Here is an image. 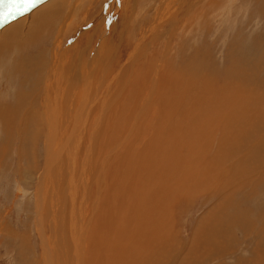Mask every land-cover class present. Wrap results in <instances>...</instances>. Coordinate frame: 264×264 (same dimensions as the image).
<instances>
[{
  "label": "bare ground",
  "instance_id": "1",
  "mask_svg": "<svg viewBox=\"0 0 264 264\" xmlns=\"http://www.w3.org/2000/svg\"><path fill=\"white\" fill-rule=\"evenodd\" d=\"M90 1L92 0H51L50 4H47L33 15H30V13L24 14L25 18H28L27 23L18 18L13 23H9L10 25L7 24L0 32V51L3 50L5 58L2 54L0 55H2L4 63L6 61L4 66L3 61L0 60L3 65L0 66V74H3L5 68V74L7 73V77L11 78V82L5 84L4 96L0 94V105L2 106L0 108V157L5 156V144L28 142L34 144L33 142L38 141L39 138L43 139L47 159L46 163L44 162L45 165L37 184L39 190L34 195V198H37L34 227L43 237V227L40 225L39 219H44V214L47 213L46 216L51 221L50 224L53 225L50 231H53L51 236L54 239L56 238L54 241L56 251L63 244L67 250L66 253L63 249L60 253L52 250L53 260L51 252L47 253V259L42 264H53L52 261H54V264H79L76 258L79 257L82 251L79 249L73 251L72 247H68L71 241L69 235L72 234V226L76 225L74 230L77 231L76 236H78L74 239L78 241L72 240V242L79 243L86 239V231L93 228H83L78 224L81 213L83 215L89 213L88 215H90L94 212L93 210L88 211L90 207H88V210L81 207L84 197L87 198L88 196L87 192L92 182H94V188L96 186V189H94L95 194H93L95 198L91 203V205H95L94 210L102 201L103 195L100 194L102 188L103 193L107 192L109 194L111 217H113V214L122 217L125 211V218H127L125 223L128 224L135 221V215L131 213L130 204H139L142 197L144 200L154 197L152 191H147L142 196L139 190L135 194L132 203L131 198L127 200V204L121 201L117 210L116 203L121 190L126 189V182L123 183L122 181L121 186L115 189L106 187L107 184L104 181L106 168L107 171L112 172L113 166L120 167L122 163H125L124 161L133 159L135 160L133 164L137 165L135 172L138 179L150 181L151 185H155L157 178L166 177L168 170L173 173V170L180 165L181 168L178 173L198 174L191 177L188 189H191V185L195 184L197 192L208 188L213 193L218 186H229L225 180L216 182L212 179L213 176L211 177V171L209 170L211 165L203 169L200 166V159L196 160L200 156V151L198 155L193 154L196 145L192 146L194 139H196V142H205L200 140L204 139L202 138L203 131H206V129L203 130L202 127H206L207 123L209 126L212 121L215 130L221 128L217 126L219 115L216 116L214 111L215 109H217L216 112L219 110L218 107L221 105L214 108L219 101L212 107L211 101L200 100V93L205 85H209L206 82L207 79L210 82L215 79L213 75L215 66L211 62L212 58H210V62L206 61L209 57L206 59L205 56L201 55L197 46L184 48L181 41L186 36H188V39L193 40V37L198 34L202 21L203 23L204 20L211 22V19L216 16L221 18L229 14L224 11V8H227L226 6L235 0H224L221 8L218 7L219 3L216 0H136L132 9L128 7L129 0H106L105 3L108 4H104L99 13L88 24L89 26L95 24L96 30L94 32H99L98 42L93 45L88 42L87 38V41L83 44L79 43L78 41L82 36L87 37L90 35V32H79V39H74L72 44L62 48L63 36L70 33L76 14ZM120 4H125L123 13H120L123 16L121 20L122 28L116 40L109 39L107 28L117 15ZM213 14H215L214 17H212ZM196 27L195 34L190 33V30L194 31ZM44 34L53 38L50 49L43 46L42 42L46 39L43 36ZM123 45L128 47L125 57H123ZM252 48L255 50L247 54L248 57L242 55L243 50L240 51L241 55L239 56L233 54V58L228 57L229 62L225 65L224 70V82L215 90L224 92V94L228 93L226 95L222 94L223 96L220 95V97L227 100L218 99L226 106L225 109L218 112L221 114L224 112L225 117L230 118L227 120H230L227 126L232 128V135L228 138L226 136L230 140L231 138L235 140L243 134L247 135L246 131H242L243 129L247 128V131H249L252 130V126L257 125V127H260V124L264 123V114H261V119L255 117V122L249 117L256 104L259 108L255 106L256 110L264 109V95L258 96L261 94V91L257 89L260 83H254L252 79V77L255 79L259 77L260 72L264 76V66L261 67L258 64L260 60H264V42L261 41L260 44L257 43ZM184 55L188 57H182ZM252 57L258 62H255ZM248 61H250L249 66H247ZM136 71L139 73H135ZM243 91L244 94L248 95H245L246 100L241 99L244 96V94L241 95ZM239 93L240 95H238ZM242 104V109L241 107L237 109L236 106ZM196 113L202 115L200 117L202 123L196 122L198 123L197 126L195 122L191 126L186 124L188 118L190 116L194 117ZM258 113L260 114V112ZM227 121L225 118L223 119V123ZM252 122L254 125L251 124ZM222 125H225L222 130L227 128L226 124ZM188 129H196L197 134L194 131L190 133V136H188L189 134H187L188 137L184 136L183 140L181 139L182 136L177 138L179 134H183L181 132L186 135L190 131ZM211 130L212 128L209 129L210 133ZM171 135H173V140L184 141L190 138L191 141L192 138V143L188 141L192 149L188 148L185 151V147L177 143H172V147L176 146L175 148H171L167 144L165 146L162 141ZM208 135L209 132L206 136ZM131 136L143 138L147 145L145 146L143 143V145H140L139 143L137 147L135 144V148L129 149L124 145L122 146L121 141L119 146L113 143L112 150L115 151V154H111V160L116 162L109 168L107 167V152L98 159L97 154L101 151L104 152L105 149L103 148L107 147L105 142L106 145L104 143L100 152L94 150L95 145L93 144L100 145L102 143L101 138L121 139L125 137L127 139ZM215 136L212 133L210 140L207 141L212 143ZM258 136L259 134L254 137ZM223 138L225 137H222L220 141ZM260 139L253 140L255 143L252 146L248 144L244 145V148L237 147L233 152L231 151L236 157L235 162L230 168L226 169L225 166L221 168L222 173H225L226 170V177L232 171L231 174H233V180H236L235 183H237V179L242 177V179H239L241 181L238 180V186L234 188L236 191L243 189V183L250 186L247 181L251 180V173L259 163L262 168L264 166V157L263 160H260L259 156L260 161L256 159L258 164L255 163V152L258 155L261 152L257 149L264 147V136H260ZM206 146L208 148L207 144ZM196 149L201 150L202 148ZM175 152L192 153V155L173 161L172 166L170 167V164L167 169L149 170L148 172L140 170L142 169L141 164H152L155 161H165L166 164H169L168 153ZM226 158L228 160L227 156ZM209 163L212 164L210 161ZM247 164L250 166L248 167L249 170ZM133 169L134 166L128 165L118 168L116 172L119 171L120 174L132 176ZM172 176L173 174L169 179ZM182 178L181 176V180H183ZM43 180H45L44 187L40 186V182L43 184ZM61 180H65V182L62 184ZM100 183L101 188H99ZM230 184V187H232L231 181ZM250 189V194H252L255 188ZM78 192L81 194L77 195ZM185 192L182 191V196L187 195L188 192ZM247 198H250V196ZM92 199L93 197L90 198V200ZM98 199H101V201ZM166 201L168 202L166 197L159 196L157 206H151L150 216L157 219L162 217L160 208L162 207L161 204L167 205ZM217 201L215 212L231 200L229 197L221 195ZM147 203L149 202L140 205L137 211L139 217L148 212ZM244 214L241 212V217ZM61 215L69 220V225L60 224L61 220L58 217L61 218ZM246 216L245 214L243 220H246ZM138 221L148 223L150 220ZM111 222H114V220L111 219ZM222 222L217 221L215 224L214 220L209 223L199 222L198 226L201 230H196V244L204 247L210 235L219 229ZM246 222L248 223L247 220ZM224 225H227V223H224ZM126 227L128 228V237H136L133 232L139 235L144 230L128 225ZM245 227L242 226V228ZM63 229L65 230L63 231ZM95 231H99V226H95ZM57 235L60 237L58 241ZM95 237L98 238L99 236L96 235ZM147 238L148 236L145 234L141 240H147ZM261 242L263 244V241ZM211 246L213 250L209 249L208 245L206 249L214 251L217 245L214 242ZM105 252L115 255L111 251ZM60 257H64V260L62 261Z\"/></svg>",
  "mask_w": 264,
  "mask_h": 264
},
{
  "label": "rangeland",
  "instance_id": "2",
  "mask_svg": "<svg viewBox=\"0 0 264 264\" xmlns=\"http://www.w3.org/2000/svg\"><path fill=\"white\" fill-rule=\"evenodd\" d=\"M135 1L136 0H129L128 7L132 9L133 5L135 4ZM216 1L219 3L218 7L220 8L223 7L222 4L224 0H216ZM105 2L106 0L104 1L92 0L88 2L89 4L87 3L83 7V9L76 14L75 16L76 19L74 18L73 20L74 25L72 28H70L69 31L70 33H68L67 36L65 35L63 36V41L61 44L62 48H66L65 46L72 44L74 39L76 40L79 39L80 37L78 36L79 32L80 33L90 32L89 36L87 37L82 36L78 41L79 43L83 44L84 42L87 41V38H88V42H90L93 45L98 42L99 32L98 33L94 32L96 30L95 24L91 26H89L88 24L95 17V15L99 13L101 7L104 4H108ZM50 3L51 0H40V2L36 5V7H34L30 12L27 13L33 15L35 12H37L38 10L42 9L44 6ZM231 4L227 5L226 6L227 8H224V11L229 13L230 15L226 14L221 18L220 16L219 18L216 16L215 18L211 19L212 23L210 21L206 22V20H204V23L202 21L201 22L202 24L199 27L198 34L195 37H193L194 38L193 40L188 39V36H186L181 41L182 46L184 48L190 46L193 47L197 46V49L198 51H200L201 55L205 56L206 59L209 57L206 61L210 62L211 61L210 58H212L211 62L215 66L213 72L215 79L212 82H210L207 79L206 82H208L209 85H205V88H203L202 92L200 93L201 96L200 100L202 101V99H204L205 101L206 100H209V102L211 101L210 103L212 107L216 105L214 108H217L219 105H221L218 107L219 110L226 108V106L220 100H227L220 97V95L223 96L228 93L224 94V92L215 91V90H217L218 87L224 82L223 80V77H225L224 70H225V65L229 62L228 57H230V59L233 58L234 57L233 54L239 56L241 55L240 51L242 50H243L242 55L244 57H248L247 54L255 50L254 48H252L253 45L257 43L260 44L261 41L264 42V0H235L231 2ZM124 5L125 4H120L118 11L119 14L117 13V15L114 17V20L107 28L108 29L107 35L109 39L113 38L116 40L117 35L120 33V29L122 28L121 20L123 17L122 14L120 13H123ZM227 9H229L230 12ZM214 16L215 14H213L212 17ZM18 18L19 19L21 18L23 22L25 21V23H27L28 21V18H25V15L19 16L15 19L10 20V22L0 25V32L3 31V29L7 24L13 23L14 21H16V19L18 20ZM218 20L219 21L221 20V22H219ZM196 31H197V27L195 28L194 31L190 30V33L193 32L195 34ZM43 36L46 37V39H44L42 42L43 46L46 48L49 47L50 49L52 47L51 44L53 42V38L47 37L46 34H44ZM244 44L247 45L245 46ZM123 47H124L123 57H125L126 54L125 52H127L128 47L124 45ZM2 51L3 50L0 51V54H2L3 57L5 58L4 56L5 54H3ZM2 55H0L1 62L3 61ZM182 57H188V56L184 55ZM254 61L258 62L256 59H254ZM0 64H1L0 66H3L2 63ZM5 64L6 61L4 63V66ZM258 64L261 67H263L264 60L263 59L260 60ZM249 65H250V61H248L247 66ZM251 65H253V63H251ZM237 67H239V65H237ZM135 73H139V72L136 71ZM257 75L259 76V73ZM7 76L8 75L7 73L5 74V68H4L3 74H0V94L2 95L5 94V84H7V82L9 83L11 82V78L10 77L8 78ZM262 76L263 73L260 72V76L257 77L256 79L252 77L254 83L257 84L260 83V85L257 87V89L261 91L260 92L261 94L258 95L259 97L262 94L264 95V92H262L264 91V76L263 77ZM251 82L248 83L250 84ZM242 94H244V91L243 93H241V95ZM238 95H240V93ZM245 95L248 96L247 94H244V96L241 97V99L242 98L245 99ZM217 102L218 104H215ZM238 106H236L237 109H240V107L242 109L243 104L241 106L240 105ZM255 106L258 108L257 104ZM255 106H254V111L249 116L251 117V120L253 122H255L256 118L261 119V114H264L263 108L258 111L256 110ZM0 108H2L1 105ZM216 110L217 109L214 110L216 116L217 114L219 115V117L217 118V126L221 128H218L219 130H215V128L213 129L214 124H212V121L209 124V126L208 123L206 124V127L203 126L202 127L203 130L206 129V131L201 130L204 132L205 135L203 134L202 138L204 139L200 141H205L204 143L196 142V139L194 138H193L194 143L191 142L193 141L192 138L191 141L190 138H188V140L182 141L184 139V136H187V134H189L188 136H190V133L196 130V129L191 130L192 127L191 129H188L190 131H188L186 135L184 132H181L183 134H179V136H177V138L182 136L181 137L182 140H177V139L173 140V135H171L168 136L166 140L164 139L165 141L163 140L162 143H164L165 146L166 144L168 146H171V148L176 147V146L172 147V143H177L185 147V151L188 148L190 150L192 149L189 143H192L193 144V145L191 144L192 146L196 145L195 149L193 150V154L195 153L196 155H198V152L200 151L199 155L202 157L199 156L196 158V160L198 158L200 159L201 161L200 166H202V168L205 169L206 166L211 165L212 170H211V166L209 170L211 171L210 172L211 177L213 176L212 179L216 182L225 180L229 186L226 187L218 186L213 191V193H211L208 190V188L202 190L203 192L202 191L197 192L198 190L195 189L196 187L195 184L191 185V189L190 188L188 189L189 180L192 179L191 178L192 176L198 174L178 173L179 169L181 168L180 165L179 167L173 170V173L172 171L168 170V174L166 177L157 178L155 185H151L150 181H143L141 179H138V175L135 172L137 165L135 166L133 164L135 163V160L133 159L124 161L125 163H122L120 165V167H124L128 165L134 166V169L132 171L133 173L131 174L132 176L120 174L119 171L116 172V170L120 168L116 165L113 166L112 172L107 171L106 168L104 171V175H105L104 181L106 182L105 184H107L106 187H109L110 189H115L116 187L121 186L122 181L123 183L124 181L126 182L125 183L126 189L121 190L120 195L118 197L119 198L118 202L116 203L118 207L117 210L119 209L121 201L127 204V200L131 198L132 200L131 203H132L135 199V194L139 190L141 191L142 196L147 191H152L154 193V197L149 198L148 200H144L142 197L139 204H130L131 213L132 215H135L134 217L135 221L129 222L128 224L125 223V221H127V218H125V211L123 213L124 216L122 217H119V215L114 216V214L113 217H111L109 211L110 208L109 194L107 192L103 193V189L101 188L102 187L101 183L99 188H101L100 190L101 196L103 195L102 201L101 199H98L101 202L99 205L96 206L97 209L94 210L95 205H91V203L94 201L95 198L94 197L95 195L93 196V194H95L94 189H96V186L94 188L93 186L94 182H92L90 186L91 189L89 188L87 192L89 199L86 194L87 198L84 197V201L81 203L82 204L81 207L82 208L85 207L87 208V210L89 209L88 207H90V210L88 211L90 212L91 210H93L94 212L90 215H88L89 213L84 215L83 213H81L79 215L80 221L78 224L83 228L85 227H93V228L90 231L89 230L86 231L87 232L86 239L80 241L79 243L72 242V240L78 241L77 239H74L77 238L78 236V235L76 236V234H78L77 231L74 230V228H76V225H73L74 227L72 226L73 231L72 234L69 235L71 241L70 244H68V247H72L73 251L76 249L82 251L79 254V257L76 258L79 264H264V175H263L264 166L262 168L261 167L262 165H260V163L259 165L256 166V169L251 173L252 174L251 180L247 181V184H249L250 186L245 185L243 183V189H241L240 191H236V189L234 188L238 186V180L242 179V177L237 179V183H235L236 180H233L232 177L233 174H231L232 171H230L229 172L230 174H228V176L226 177L225 176L226 170L225 173H222L223 170H221V168L224 166L226 167V169L230 168V166L235 162L236 157L233 155L232 152L237 147L244 148V145L246 146L248 144H250L249 146H252V144L255 143L253 142V140L257 141L256 139H260V136H264V131H263L264 123L260 124L261 125L260 127H257V125H254V123L252 122L251 124L254 125L255 128L252 126V130L247 131V128L245 130L244 129L242 130L243 132L246 131L247 135L243 134L241 135V137L236 138L235 140H233V138H231L230 140V138L227 139L229 136L231 137L232 135L231 134L232 128L227 126V124L230 122V120L229 121L227 120L230 118L225 117V115L223 114L224 112L222 113L223 114L222 116V114L218 112L219 110L217 112ZM258 112H260V114ZM196 115L194 117H191L189 115L191 118L189 117L188 120L186 121L187 123L186 122L185 123L191 126L195 122L197 126V124L200 122V117L202 115H199L198 113H196ZM224 118L227 121L226 123H223ZM218 121H220V123H218ZM222 124H226L227 128L225 127L226 129L222 130V128L225 126ZM238 125L241 126L240 124ZM211 128L212 130L210 133L209 129ZM186 131L187 130L185 129V132ZM228 131L230 132L228 133ZM208 132L209 135L206 136ZM212 133L216 135L215 136L216 139L214 138V141L212 140L211 143L210 141L207 140H210V136L212 135ZM258 134L259 136L255 138L254 136ZM221 135L222 137H225L222 139V141H220V139L222 138ZM124 138L125 137L121 139L101 138L102 143L100 145L93 144L95 145L94 150H98L100 152V149L104 145V143L105 142L107 143V147L103 148L105 149L104 152L101 151L100 153H98L97 157L99 159L102 155L103 156L105 155V152H107L108 154H106V156L108 155L107 156L108 158L107 157L106 158L108 159V164H107L108 168L111 165H114V163L116 162L111 160V156L115 154L114 153L115 151L112 150L113 143H116L119 146V142L121 141L122 146L124 145L126 148L129 149L135 148V144L137 147L139 143L140 145L143 144H145V146L147 145L144 139L143 138L140 139V137L131 136L127 139ZM137 138L140 141H138ZM107 140L108 142L110 141L109 142L110 144L107 142ZM237 140H239L238 143ZM42 141L43 139L39 138L38 141L33 142L34 144H32L31 142L23 143V144L20 143L5 144V156L0 157V161L2 160V162H0V264H42L43 261L47 259V253L51 252L50 254H52V250H55L53 252H58V253H60V251L63 250L64 253H66L67 251L64 248V244L62 247L57 248L58 251H56V246L54 244L56 238L54 239L51 236L53 235L52 234L53 231H50L51 230L50 228L51 227L53 228V225L50 224L51 221L46 216L47 213L44 214L45 216L44 219L43 218L39 219L40 225H42L43 227V234H44L43 237L40 236V234L36 231V228L34 227L35 225L34 216L36 211L35 205L37 206V198L35 199L34 195L35 192L39 190L37 188V184L39 182V177L45 165L44 162L46 163V159H47V156L45 155L44 152L46 147L44 146ZM188 141L190 142L188 143ZM124 143L125 144L127 143V145H125ZM205 143L208 145V148ZM196 148L199 149L202 148V149L197 150ZM257 150H259L261 153L257 155V153L255 152L256 164H258V161H260L261 159L263 160L264 147L263 148L259 147ZM202 153L204 154V156ZM190 155H192V153L190 154L183 152L168 153V159L170 161L169 164H166L165 161H155L152 164L149 163L141 164L142 169L140 170L142 172H148L149 170L167 169L168 166L171 163H173V161H176L181 158H185L186 156L191 157ZM226 156L228 157V160ZM259 156H260V160H259ZM209 161L212 164H210ZM171 166L172 164L170 165V167ZM248 167L250 166L247 164V168ZM172 174H173L172 178L169 179V177ZM180 175L183 177L182 178L183 180H181ZM227 179H229L232 182V187H230L231 186L230 181H228ZM44 181L45 180L42 181L43 184L40 182V186L44 187L45 184ZM61 182L63 184L65 180H61ZM253 187L255 188V191L253 190L254 192L250 194V190H251L250 188ZM182 191L188 192L187 195L182 196L183 195ZM80 194H81L80 192L77 193V195ZM221 195H225L229 197L231 201L225 204L224 206L218 208L215 212V208L217 206L215 204L218 202L217 200ZM159 196L166 197L168 202L166 201L167 205L161 204L162 207L160 208V211L162 212V217L157 219L156 217L150 216V211L152 205L157 206V202L159 201ZM248 196H250V198H247ZM92 197L93 199L90 200V198ZM146 202H149L146 205V207L148 208V212L144 214L142 217H139L137 215L138 214L137 211L139 210L140 205ZM87 203H89L91 206ZM241 212L247 215L246 220L248 221V223L246 222V220H243V218H245V214L241 217ZM206 215H208L209 217H207ZM60 217L61 218L58 217V219L65 223L64 224L60 221V224L69 225V220L66 217H62V215ZM110 217L111 219L114 220V222H111ZM234 218H238V219H234ZM138 220H150V221L149 222L147 221L148 223H143ZM213 220H214V224L217 221H221V222L227 221V222L221 223L219 229L210 235L209 240L205 243L206 245L204 244L205 245L204 247L197 245L196 244L197 237L195 233L197 229L201 230L200 227L198 226L199 222L209 223L210 221ZM242 222L243 224L240 225ZM224 223H227V225H224ZM127 225L131 227L143 228L144 230L139 235L133 232L136 237L133 236L128 237L127 234L128 228L126 227ZM208 225L210 226L211 224ZM248 225H249V229H248ZM95 226H99V231H95ZM242 226H246V227L242 228ZM123 227H125L126 229ZM64 230L65 229H63V231ZM111 234H113L114 236ZM145 234L148 236L147 240H141V238H143ZM96 235H98L99 237L96 238L95 237ZM117 237L119 238L117 239ZM59 239L60 237H58L57 235V241ZM261 241H263V244ZM214 242L215 245H217L216 249L214 251H210L209 249L213 250L211 244ZM207 245L209 249H206ZM105 251H111L115 255L113 256L112 254H109L108 252ZM60 258L62 261L64 260V257H60ZM52 260H53V254H52ZM52 262L54 264V261Z\"/></svg>",
  "mask_w": 264,
  "mask_h": 264
},
{
  "label": "snow or ice",
  "instance_id": "3",
  "mask_svg": "<svg viewBox=\"0 0 264 264\" xmlns=\"http://www.w3.org/2000/svg\"><path fill=\"white\" fill-rule=\"evenodd\" d=\"M40 0H0V25L30 12Z\"/></svg>",
  "mask_w": 264,
  "mask_h": 264
}]
</instances>
